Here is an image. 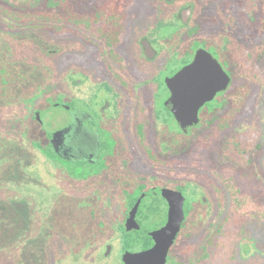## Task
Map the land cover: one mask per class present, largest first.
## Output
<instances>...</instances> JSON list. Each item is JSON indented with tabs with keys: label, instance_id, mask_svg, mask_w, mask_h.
<instances>
[{
	"label": "flooded vegetation",
	"instance_id": "af4514ba",
	"mask_svg": "<svg viewBox=\"0 0 264 264\" xmlns=\"http://www.w3.org/2000/svg\"><path fill=\"white\" fill-rule=\"evenodd\" d=\"M4 1L15 7L13 12L48 16V27L35 31L48 33L56 47L49 53L79 63L78 70L69 71L63 96L52 94V107L64 110L63 122L46 133L58 159L42 153L81 181L91 198L98 197L91 200L93 207H126L118 221L121 237V224L126 231L138 199L141 229L129 232L146 230L151 236L167 224L171 201L181 194L185 219L170 249V264L199 205H231V174L215 173L216 165L208 162L216 145L230 142L250 96L243 87L247 84L236 82L247 74L246 43L231 39L234 17L227 0H214L212 12L203 11L200 0L21 1L28 6ZM239 17L240 25L248 26L244 14ZM200 50L220 64L216 76H229L230 82L198 107L196 120L199 98L190 88L170 87L169 80L192 64ZM62 129L64 155L52 144L53 134ZM72 170L83 177H73ZM92 214L101 220L96 210Z\"/></svg>",
	"mask_w": 264,
	"mask_h": 264
},
{
	"label": "rangeland",
	"instance_id": "374dc122",
	"mask_svg": "<svg viewBox=\"0 0 264 264\" xmlns=\"http://www.w3.org/2000/svg\"><path fill=\"white\" fill-rule=\"evenodd\" d=\"M13 1H20L17 6H28L23 0ZM243 2L240 6L238 0H227L226 7L234 17L232 41L246 43L247 74L236 82L246 83L251 93L232 127L230 142L216 145L208 162L216 165L215 173H230L245 190L264 199V35L253 37L248 26L240 25V12L248 24L258 7V0ZM200 3L206 12L215 7L214 0ZM224 8L221 3V11L228 18ZM53 48L46 31L28 27L10 30L0 21V59L20 66L32 79L21 86L14 103L0 101V264H120L118 221L122 222L126 207L100 203L93 207L91 200L98 197L91 198L81 181L70 178L23 133V124L28 122L32 137L44 138L63 122L64 110L52 107L53 101L46 97L63 96L69 71L78 70L79 63L66 61L63 53L51 55ZM37 110L42 111V124L31 118ZM92 210L104 225L87 253L68 240L71 231L67 225L84 226L90 222ZM229 212V203L225 207L213 202L199 205L170 264H264V214L249 219L240 230L227 217ZM109 243L113 249L108 257L98 260L90 254L96 248L104 256ZM74 251L81 255L73 257L77 261L71 263L65 255Z\"/></svg>",
	"mask_w": 264,
	"mask_h": 264
},
{
	"label": "trees",
	"instance_id": "16d2710c",
	"mask_svg": "<svg viewBox=\"0 0 264 264\" xmlns=\"http://www.w3.org/2000/svg\"><path fill=\"white\" fill-rule=\"evenodd\" d=\"M14 9L15 7L10 5L8 2L0 0V21H2L7 29L14 30L17 28L28 27L35 31L48 27V16L32 14L30 12H13ZM248 27L251 30V35L253 37L264 35V0H258V7L253 12L249 20ZM28 80L32 81L30 75L23 71L20 66L14 67L0 59V101L4 102V104L11 102L14 103V100L19 95L21 86ZM243 87L246 88L247 96H249L251 92L250 87L248 85H244ZM46 99L49 101L52 100V94L47 95ZM0 104L3 105L1 102ZM31 118L35 119V112H32ZM23 127V133L26 134L33 145L38 147L48 157L55 158L56 160L58 159L50 143L46 140L49 139L50 134H46L44 138H41L37 135L33 138L31 135L32 133L30 132L29 123L25 122ZM70 174L78 179L83 177L79 170H72ZM228 187L230 189L232 199L230 205V214H228L227 217L231 219V222L236 229L239 228L240 230H243L245 229L249 219L259 217L260 214H264V199L259 195V193H251L250 191L241 188V186L233 179V177H231ZM94 217L95 215L92 214L90 216V222L85 223V225L82 227L75 228L70 224H66L71 231L67 237L68 240L75 248L77 246H81L80 250L87 253L90 252L89 248L93 247L95 243L94 236L99 231L98 229L104 225L103 221L94 219ZM93 220H96L97 222L94 221L92 227L88 229L91 221ZM120 228L122 230L121 252H124L125 250L145 249L153 244L152 237L146 232V230L126 232L123 224H121ZM77 249L79 248L77 247ZM95 251L96 249H93L90 254L95 256L98 260L105 258V256L101 255L99 251ZM121 252L119 253V256H121ZM78 254L80 253L74 251L72 254L67 253L65 257H67V259L73 263L77 261V259L74 260V258L81 255ZM119 263L123 264L122 260H120Z\"/></svg>",
	"mask_w": 264,
	"mask_h": 264
},
{
	"label": "water",
	"instance_id": "95a60500",
	"mask_svg": "<svg viewBox=\"0 0 264 264\" xmlns=\"http://www.w3.org/2000/svg\"><path fill=\"white\" fill-rule=\"evenodd\" d=\"M216 65L221 68L220 64L210 53L206 50H200L192 64L169 80L170 87L190 88L194 91L191 95L199 98V101L194 103L196 106V120L198 119V107L205 100L211 99L216 90L227 87L230 82L229 76H226L227 78L224 80L216 76ZM203 66H205V68H203ZM173 108H175L174 104ZM36 119L40 123H43L40 111L36 112ZM64 131V129L58 130L52 136V144L55 151L62 155H64L66 151L64 149ZM179 195L180 198L171 201L170 215L167 224L150 233L155 244L152 247L143 250H126L122 255L123 264H167L170 249L175 243L177 235L181 231L182 223L185 219L183 205L184 198L181 194ZM140 203L141 198L138 199L129 213V217L125 223V228L128 232L141 229V224L137 220ZM112 249L113 246L109 244L105 252V257H108L112 253Z\"/></svg>",
	"mask_w": 264,
	"mask_h": 264
}]
</instances>
